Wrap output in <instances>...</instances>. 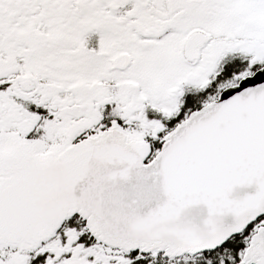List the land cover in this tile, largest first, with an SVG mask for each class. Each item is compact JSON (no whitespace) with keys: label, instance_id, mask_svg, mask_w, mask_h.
<instances>
[{"label":"snow or ice","instance_id":"6c2138e0","mask_svg":"<svg viewBox=\"0 0 264 264\" xmlns=\"http://www.w3.org/2000/svg\"><path fill=\"white\" fill-rule=\"evenodd\" d=\"M0 264H264V0H0Z\"/></svg>","mask_w":264,"mask_h":264}]
</instances>
